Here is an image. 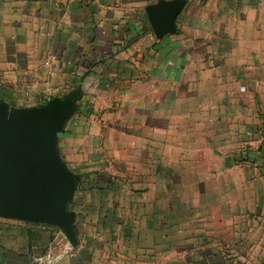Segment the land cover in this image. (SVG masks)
<instances>
[{"label": "crops", "instance_id": "1", "mask_svg": "<svg viewBox=\"0 0 264 264\" xmlns=\"http://www.w3.org/2000/svg\"><path fill=\"white\" fill-rule=\"evenodd\" d=\"M153 3L176 10L161 38ZM0 113L53 211L102 179L136 214L59 236L76 221L0 212V264H264V0H0Z\"/></svg>", "mask_w": 264, "mask_h": 264}, {"label": "water", "instance_id": "2", "mask_svg": "<svg viewBox=\"0 0 264 264\" xmlns=\"http://www.w3.org/2000/svg\"><path fill=\"white\" fill-rule=\"evenodd\" d=\"M146 15L154 34L161 38L170 31L176 10L153 3L146 7ZM0 141V212L24 221H54L57 202L54 204L49 193L44 166L39 163L28 135L16 130L1 113Z\"/></svg>", "mask_w": 264, "mask_h": 264}, {"label": "rangeland", "instance_id": "3", "mask_svg": "<svg viewBox=\"0 0 264 264\" xmlns=\"http://www.w3.org/2000/svg\"><path fill=\"white\" fill-rule=\"evenodd\" d=\"M73 181L74 180L67 182L66 180H60L59 182L58 180V187H62L61 191L63 192L65 191L64 186L70 185V183L72 186L74 185ZM78 181L79 180H77L76 182ZM107 181L102 179H98L97 181V179H95V180H91V183H89V185L88 184L83 185L84 191H86L87 188V192H86L87 197L85 195L82 197L81 189L80 188L78 189V193H76V198L74 202L75 203L74 208L76 209L77 213H73L70 211H61L58 208L59 204L62 202L61 195L60 197H58V207L56 208L54 220L56 219V221H58L59 219L61 220L63 219L68 223L70 221L75 220L76 222L74 225L75 228L72 229H68V228L65 229V227L62 228L61 226L55 225L56 226L55 232L57 235L59 236L66 235V233L68 235H72V234L74 235L75 233V234H81L82 236L83 235L93 236L97 234L117 235L123 233V230L126 229L124 228L126 226L124 222H126L127 220L134 221L136 214L133 211L128 212L127 209L124 210L114 209L113 205L115 200L113 199V196L109 194L103 196L102 194H100L98 189H102L100 187H102L103 184ZM82 183L84 184L85 181H83ZM98 184H100L101 186L98 187ZM89 186L93 188H89ZM115 198L118 200L117 197ZM101 204L104 205L105 208L101 206ZM139 213L140 212H138L137 214L139 215ZM142 214H144V212H142ZM120 220L122 221L120 223L121 227L117 225L114 226V222L116 221L119 222ZM69 226L71 227L70 223ZM80 245L81 244H78V247H80Z\"/></svg>", "mask_w": 264, "mask_h": 264}]
</instances>
